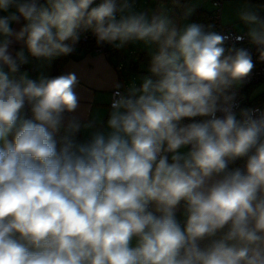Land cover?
I'll return each mask as SVG.
<instances>
[{
	"label": "clouds",
	"instance_id": "1",
	"mask_svg": "<svg viewBox=\"0 0 264 264\" xmlns=\"http://www.w3.org/2000/svg\"><path fill=\"white\" fill-rule=\"evenodd\" d=\"M0 13V264H264V111L234 90L255 67L248 48L135 0H0ZM240 19L264 60V18ZM87 31L143 42L150 74L116 84L106 125L81 139L95 125L77 115L76 74L21 67Z\"/></svg>",
	"mask_w": 264,
	"mask_h": 264
},
{
	"label": "crops",
	"instance_id": "2",
	"mask_svg": "<svg viewBox=\"0 0 264 264\" xmlns=\"http://www.w3.org/2000/svg\"><path fill=\"white\" fill-rule=\"evenodd\" d=\"M190 1H188L186 8ZM197 9H192V14ZM13 27L18 29L19 25H13ZM247 31L248 29H246V32L238 33L247 35ZM21 47H23L22 44L14 43L10 47V51L15 55ZM118 56H112V54L106 56L97 52L84 53L80 58L69 60L62 68V74L73 72L79 80L76 91L80 98V107L77 110V115L84 123L93 122L95 125L92 129H83L80 134L81 139L88 136L95 128L106 125L110 112L111 92L115 89V85L119 83L127 89L121 73V66L124 65L125 58H121L123 57L122 54ZM29 61L28 64L24 65L22 72L27 71L32 78H36L41 74L50 75L52 61L41 62L34 57H29ZM177 216L184 221L182 211L178 210Z\"/></svg>",
	"mask_w": 264,
	"mask_h": 264
},
{
	"label": "rangeland",
	"instance_id": "3",
	"mask_svg": "<svg viewBox=\"0 0 264 264\" xmlns=\"http://www.w3.org/2000/svg\"><path fill=\"white\" fill-rule=\"evenodd\" d=\"M171 5V0H135L136 11H145L149 16L154 13H162L171 18L175 23L176 18L171 14ZM195 8L202 9L206 12H211L213 10L211 4L206 0H191L185 10V16L177 22V25L183 26L187 23H193L190 20V16L192 14V9ZM189 9H191V14L186 15ZM257 9L258 6L254 2L244 0L225 1L221 7L220 23L222 25L231 24L237 32H246L248 26L240 19V13L245 10L257 11ZM261 17L264 18V16ZM119 49L125 58L123 61L124 65L121 66V73L127 89L133 81L139 86L140 77L148 75L147 68L149 67L150 60L148 46L144 45L143 42L129 43ZM141 54L147 58L144 62L139 61V57L143 56ZM134 67H137L136 70L133 69ZM261 93H264V81L249 89V95L251 98L258 96Z\"/></svg>",
	"mask_w": 264,
	"mask_h": 264
},
{
	"label": "trees",
	"instance_id": "4",
	"mask_svg": "<svg viewBox=\"0 0 264 264\" xmlns=\"http://www.w3.org/2000/svg\"><path fill=\"white\" fill-rule=\"evenodd\" d=\"M189 0H171L172 2V12L171 14L176 18L175 23L182 19L185 16V8ZM244 1H250L254 2L257 4L258 9L256 12L260 16H264V0H244ZM96 4L100 3L101 0H95ZM211 12H206L202 9H197L193 12V14L190 16V20L193 23H199L205 26L206 30H211L210 22H211ZM82 38H85V41L82 40ZM70 43V41H69ZM75 50L70 53L69 55L66 56H60L57 59H54L51 64V69H50V75L49 77H54L57 75L62 74V68L63 66L71 59H77L80 58V56L84 53H91L95 52L96 49H101L104 50L105 52L108 53V55L112 54V56L119 57L118 55L122 54L120 49L115 48L112 45L109 44H104V45H99L97 44V41L94 37V35L90 32H82L81 33V38L79 42L74 46ZM143 55V54H141ZM124 58V57H121ZM147 58L145 56H140L139 61H145ZM132 66V65H131ZM136 70V67L133 68ZM249 89L250 88H245L244 89V94L245 96H250L249 95ZM261 102H264V93H261L260 95L254 97L250 102L246 105V107H251L254 105H257ZM179 218V216H177ZM183 224V220H180Z\"/></svg>",
	"mask_w": 264,
	"mask_h": 264
},
{
	"label": "built area",
	"instance_id": "5",
	"mask_svg": "<svg viewBox=\"0 0 264 264\" xmlns=\"http://www.w3.org/2000/svg\"><path fill=\"white\" fill-rule=\"evenodd\" d=\"M207 2H209L211 4V6L213 7L212 10V15H211V31H216L219 32L221 34H225L228 35L230 37V39L226 42V47H230L233 44H235L236 47H245L248 48L250 50V52L252 53V57H253V61L255 63V67L253 69V72L250 76V78L248 79V81L242 85L237 86L234 90L237 93V97L236 100L240 106V108H254V109H260L262 111H264V102H261L257 105L251 106V107H246V105L250 102V100H252L253 98H251L250 96H245V92L244 89L245 88H250L253 87L255 85H258L259 83H261L262 81H264V60H261L259 58V52L256 49L255 46L251 45L250 41L247 38L246 34L243 33H238L233 26L230 25H222L220 23V12H221V7L222 4L225 1L228 0H206ZM238 36H243L244 39L242 42H237L236 41V37ZM83 41H85V38H82ZM95 52L97 53H102L104 55H108L107 52H105L104 50L101 49H96ZM24 68V65L21 67V70ZM117 91V89H113L111 92V100L113 98V93ZM119 91L121 93H126L127 89L124 88L123 86L119 89ZM111 103V101H110ZM110 107V104H109ZM237 111H239V109H237ZM30 115V113H29ZM199 119V118H197ZM189 121H185V123H187ZM245 161L244 159H240L237 160L235 163L230 164L229 167L230 168H235V167H243ZM180 211H183L182 207L179 209ZM178 218V217H177ZM178 220H181L180 218H178ZM181 222V221H180ZM182 223V222H181Z\"/></svg>",
	"mask_w": 264,
	"mask_h": 264
}]
</instances>
